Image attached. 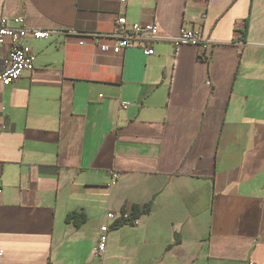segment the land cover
Returning <instances> with one entry per match:
<instances>
[{"label": "crops", "instance_id": "obj_1", "mask_svg": "<svg viewBox=\"0 0 264 264\" xmlns=\"http://www.w3.org/2000/svg\"><path fill=\"white\" fill-rule=\"evenodd\" d=\"M18 15L56 32L0 83L1 264H264V0H0ZM119 15L157 24L153 54L99 49Z\"/></svg>", "mask_w": 264, "mask_h": 264}, {"label": "built area", "instance_id": "obj_2", "mask_svg": "<svg viewBox=\"0 0 264 264\" xmlns=\"http://www.w3.org/2000/svg\"><path fill=\"white\" fill-rule=\"evenodd\" d=\"M122 2L126 0H121ZM56 32L53 29L31 28L26 24L23 15L13 17L0 18V44L6 39L10 40L11 48L6 59V66L0 72V83L9 85L16 81L24 71H30L35 66V56L30 47L25 45L27 38L48 39L52 33ZM89 37L97 43L98 39L103 37H111L113 42L107 44L98 42L101 51H110L119 53L128 47H138L143 50L146 55L154 53L152 43L156 40L164 38L158 33V26L154 22L148 23H128L124 15H119L114 21L113 30L108 33H91ZM174 44H193L199 49V54L204 57L205 50L210 43V38L203 35L202 32L193 28L182 27L178 35L170 38ZM84 41L80 40L79 44ZM126 107V104H122ZM112 181L116 178L117 173L111 172ZM1 194V186H0ZM106 218L112 221L117 219L112 212L106 214ZM136 222V220H135ZM108 225L103 224L99 229L96 244L94 247L95 254L102 256L107 245ZM3 249L0 248V264L3 256Z\"/></svg>", "mask_w": 264, "mask_h": 264}, {"label": "trees", "instance_id": "obj_3", "mask_svg": "<svg viewBox=\"0 0 264 264\" xmlns=\"http://www.w3.org/2000/svg\"><path fill=\"white\" fill-rule=\"evenodd\" d=\"M247 26H248V21L245 19L244 23L242 25V29H241V32L243 33V35H245V33H246ZM149 208H150L149 204H145L142 207H140L138 205H134L132 207L130 213H128V214L126 213L125 210H123L121 215H120V218H118V220L113 223V226H118L121 223H126L128 221L134 220L140 214L148 212ZM70 219H75L76 224L78 225L81 222L85 221L86 216L83 212H80V213L74 212V213L68 214L66 216V220H70Z\"/></svg>", "mask_w": 264, "mask_h": 264}]
</instances>
